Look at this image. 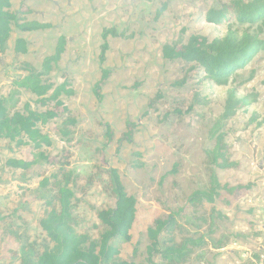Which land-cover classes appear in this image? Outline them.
Wrapping results in <instances>:
<instances>
[{
	"label": "rangeland",
	"instance_id": "obj_1",
	"mask_svg": "<svg viewBox=\"0 0 264 264\" xmlns=\"http://www.w3.org/2000/svg\"><path fill=\"white\" fill-rule=\"evenodd\" d=\"M230 1L11 0L18 17L51 27L34 33L12 30L7 51L0 54V98L10 99L11 112L25 104L36 109L35 99L14 82L25 76L24 64L40 70L62 36L65 52L50 81L70 85L74 95L62 101L77 124L68 141L60 136L59 117L41 127L51 141L42 150L48 161L26 172L5 162L32 161L31 147L0 142V264H21L23 248L40 255L48 246L39 222L50 210L47 202L56 207L61 180L55 182L52 175L61 168L72 174L75 230L94 241L103 232L97 212L114 205L107 172L116 169L120 174L137 202L131 241L117 244L120 260L144 263L150 245L147 230L156 220L176 215V241L204 243L184 264H264V52L227 86L203 81L199 69L161 55L164 45L186 42L191 35L223 38L227 27L208 24L205 15ZM110 29L118 36L108 37L102 68L111 75L97 99L93 88L100 78L101 36ZM233 29L239 34L248 30L238 25ZM17 39L25 40V55L14 53ZM230 90L255 101L223 125L234 167L219 170L211 163L212 129ZM128 125H134L131 142L122 139ZM212 176L228 190L220 191L213 204L190 206L189 196L208 189ZM44 179L49 180L45 189L40 186Z\"/></svg>",
	"mask_w": 264,
	"mask_h": 264
},
{
	"label": "trees",
	"instance_id": "obj_2",
	"mask_svg": "<svg viewBox=\"0 0 264 264\" xmlns=\"http://www.w3.org/2000/svg\"><path fill=\"white\" fill-rule=\"evenodd\" d=\"M161 13L162 11H158V16ZM205 21L216 26H226V35L211 41L201 35H191L186 42L164 45L161 50L162 58L169 62L180 61L192 65L194 69L202 72L203 81H209L217 86H227L229 79L237 71L244 69L257 53L264 52V0H232L218 8L208 10ZM235 25L246 26L248 30L239 34L233 29ZM50 27L48 24L24 21L11 11V0H0V54L6 53L13 29L21 33H34ZM252 28L257 29V32L250 33L249 29ZM109 36L118 35L113 29L102 32V45L98 56L100 78L93 88V94L97 99L101 98V88L111 75L109 70L102 68L106 62ZM65 46L66 39L59 37L53 54L42 60L40 70L24 64L22 69L25 76L14 82L18 89L28 92L35 99L36 109L30 104H25L22 110L11 112L10 99L0 98V142L8 141L16 148L29 146L33 152L32 161L8 159L5 165L10 169L26 172L35 165L48 161L42 150L44 147H50L51 141L42 133L41 127L48 125L54 118L62 119L59 133L61 138L67 141L72 128L77 124L62 101V97L74 95L70 85L65 81L55 86L50 81V75L60 62ZM13 50L16 55H25L27 53L25 40L17 39ZM254 101L251 96L238 97L235 90L228 92L223 113L212 129L215 144L210 153L211 163L217 169L227 170L234 167L227 157L224 134L221 132L223 125L234 118L239 110L250 106ZM50 106L54 108L49 110ZM42 108L45 110L41 111ZM133 126L128 125L122 137L127 142L132 141L133 129L130 128ZM105 135L109 141L112 139V132L108 127ZM107 174L114 205L97 212V218L103 227L99 240H91L86 234H80L75 230L74 194L69 187L72 174L61 168L52 175L55 182L61 180L62 184L57 188L56 207L47 202L50 210L39 222L48 246L40 255L36 254L33 248H23L21 264H184L190 258L193 249L203 246L202 239L187 238L177 242L176 215H169L165 220H156L147 230L150 245L145 250L144 263L120 260V249L117 244H127L131 241L130 231L136 218L137 202L126 192L116 169H109ZM48 185V179L40 183L43 189ZM222 190L228 188L221 187L218 179L212 176L209 188L193 192L187 202L194 207L203 203L213 204ZM161 236L164 238L163 242L160 241Z\"/></svg>",
	"mask_w": 264,
	"mask_h": 264
}]
</instances>
